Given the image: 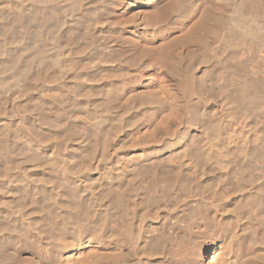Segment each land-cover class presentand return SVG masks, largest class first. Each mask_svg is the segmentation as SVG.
I'll list each match as a JSON object with an SVG mask.
<instances>
[{"label":"rangeland","instance_id":"obj_1","mask_svg":"<svg viewBox=\"0 0 264 264\" xmlns=\"http://www.w3.org/2000/svg\"><path fill=\"white\" fill-rule=\"evenodd\" d=\"M175 1L0 0V146L8 149L0 148V264H245L255 249L253 261L264 264V34L253 23L264 0L247 16L256 33L246 39L228 23L212 40L214 52L195 70L206 88L192 95L161 72V51L175 49L171 40L190 33L212 0H192L199 13L172 31L152 27L157 8ZM239 1L213 4L236 22ZM142 59L152 67L129 66ZM244 84L262 89L236 101L232 92ZM157 158L178 178L146 183ZM136 168H145L143 181L131 180ZM124 177L134 183L124 195L109 191ZM207 214L235 236L230 254Z\"/></svg>","mask_w":264,"mask_h":264},{"label":"bare ground","instance_id":"obj_2","mask_svg":"<svg viewBox=\"0 0 264 264\" xmlns=\"http://www.w3.org/2000/svg\"><path fill=\"white\" fill-rule=\"evenodd\" d=\"M72 1V0H71ZM175 1V0H174ZM196 1V0H195ZM215 1V0H214ZM222 1V0H221ZM223 1H225V0H223ZM227 1V0H226ZM243 1V0H242ZM257 1H259V0H257ZM256 0H248V2L247 1H245L244 0V3H246V4H244L243 2H242V4L243 5H241V2H240V4L239 5H241L240 7H238L237 9H236V14H238V16H237V18L236 19H238L236 22H235V17L234 18H232L229 22L228 21H226L225 19H224V16H225V14L224 13H222V12H224V10L222 11V12H219L220 11V9H219V11H218V9H216V7L214 6V4H213V0H212V2H210L209 3V5L207 6L206 5V7H205V9H204V11H202V15L197 19V21L195 22V23H193V25H192V30H191V32L190 33H188L187 32V34L186 35H184V37L183 38H179V39H172L171 41H175V42H177V45H176V48L175 49H173L171 46H169V45H167V46H165L166 47V49H164L163 48V50L164 51H161V52H164V54L163 55H165V58H164V62H163V64H162V66L160 67L161 69H162V71L161 72H164V74L166 75V76H168V77H171V78H173V76H178L179 78H178V81H179V85H182L184 88H183V90L185 89L187 92H194V91H196V90H201L202 91V93L204 92V90H205V88L204 87H201L200 86V83H201V81H200V79L199 78H197L196 77V73H195V70H197V65H198V62H199V60L200 59H205L207 56H208V53L209 52H214V51H212V49H211V47H210V43L212 42V40H214V39H216L217 37L219 38L220 37V35L222 34L223 35V33H221V30L223 29V27L225 26V25H227L228 23H232L233 24V26H237V28H240L241 30L240 31H243V34H244V37L247 35V36H249V34H252V33H256V30L254 31L253 30V28H251V27H249V25L247 26V24H246V22H247V16H249L250 14H252V15H254V13H256V8H255V2H257ZM261 1V0H260ZM3 2V1H2ZM6 2V1H5ZM8 2V1H7ZM75 2V1H74ZM82 2V1H81ZM171 2H173V1H171ZM208 2H209V0H208ZM10 3V2H9ZM19 3V2H18ZM21 3H23L22 1H21ZM76 3V2H75ZM79 4H80V2H78ZM197 3V2H196ZM205 3H206V1H205ZM260 3H263L262 1L260 2ZM78 4V5H79ZM22 5V4H21ZM20 5V6H21ZM77 5V6H78ZM81 5V4H80ZM190 5H192L191 7H190ZM258 6H259V3L257 4ZM1 6V5H0ZM201 6H203V5H201ZM261 6V5H260ZM221 7V6H220ZM231 7H233V6H231ZM262 8H264V6L262 5L261 6ZM12 8V7H11ZM20 8V7H19ZM189 8V9H188ZM218 8H219V6H218ZM223 8V7H222ZM259 8V7H258ZM261 8V9H262ZM16 9V8H15ZM199 9H200V6H197V7H195L193 4H192V0H177V1H175L173 4H171V6H169L168 5V3H163L161 6H159L158 8H157V12H158V16H157V18H156V20H154V22L152 21V23L150 24V25H152V27H154L155 29H158L159 27H165L166 29L165 30H167V32H169V31H172L177 25H179V24H181L182 25V23H183V18L184 17H186L187 15H191V16H196L198 13H199ZM260 9V8H259ZM258 9V10H259ZM9 10H11V9H9ZM18 10H21V8L20 9H18ZM14 11V10H13ZM16 11V10H15ZM18 12V11H17ZM21 12V11H20ZM201 12V11H200ZM258 12V11H257ZM14 13V12H13ZM19 13V12H18ZM262 14H260V17L258 16V18H257V16H255V18L257 19H255L256 21L255 22H253V23H257L258 22V25L257 26H259L260 25V27H258V29L260 30V34H264V13L263 12H261ZM17 14V13H16ZM201 14V13H200ZM257 14V13H256ZM189 15V16H190ZM228 16V15H227ZM13 17H15V16H13ZM226 17V16H225ZM193 18V17H192ZM230 18H231V16H230ZM254 17H252V19H253ZM185 19V18H184ZM227 19V18H226ZM251 19V20H252ZM195 20V19H194ZM250 20V21H251ZM16 21V20H15ZM18 21V20H17ZM232 21V22H231ZM253 21H254V19H253ZM240 22V23H239ZM100 24H102L103 25V23H100ZM192 24V23H191ZM229 25V24H228ZM256 25V24H255ZM188 26V25H187ZM253 26V25H252ZM89 27V26H88ZM183 27V26H182ZM10 28V27H9ZM225 28V27H224ZM234 28H236V27H234ZM236 28V29H237ZM176 29V28H175ZM180 29V28H179ZM257 29V28H256ZM257 29V30H258ZM12 30H13V28H12ZM76 30V29H75ZM8 31H10V30H8ZM77 31V30H76ZM80 31V30H79ZM239 31V30H238ZM87 32V31H86ZM230 33V32H229ZM229 33H227V34H229ZM234 33V32H233ZM236 33V32H235ZM239 33V32H238ZM242 33V32H241ZM258 33V32H257ZM170 34V33H169ZM226 34V33H225ZM237 34V33H236ZM260 34L257 36V37H259L260 36ZM75 35V34H74ZM78 35V34H77ZM80 36H81V34H79ZM93 35V34H92ZM238 35V34H237ZM69 36V35H68ZM246 36V37H247ZM251 36V35H250ZM254 36L256 37V35L254 34ZM254 36H253V38H254ZM262 36H264V35H262ZM71 37V36H70ZM69 37V38H70ZM73 37V36H72ZM71 37V38H72ZM82 37V36H81ZM222 37V36H221ZM220 37V38H221ZM238 37V36H237ZM241 37V36H240ZM239 37V39H241ZM243 37V38H244ZM245 37V38H246ZM69 38H67V39H69ZM70 38V39H71ZM74 38V37H73ZM77 38V37H76ZM223 38V37H222ZM250 38V37H249ZM260 38H261V36H260ZM264 38V37H263ZM65 39V38H64ZM69 39V40H70ZM79 39V38H78ZM231 39H233V38H231ZM247 39V38H246ZM96 39H94V41H95ZM225 40H227V39H225ZM236 40V39H235ZM71 41V40H70ZM220 41V40H219ZM264 41V40H263ZM216 42V41H215ZM218 42V41H217ZM223 42H224V40H223ZM247 42V41H246ZM262 42V41H261ZM68 43V42H67ZM220 43V42H219ZM218 43V44H219ZM226 43V42H225ZM234 43V42H233ZM64 44V43H63ZM70 44V43H69ZM73 44V43H72ZM174 44V43H173ZM217 44V43H216ZM236 44V43H235ZM238 44H240V43H238ZM241 44H242V42H241ZM66 45V44H65ZM223 45V44H222ZM227 45V44H226ZM246 45V44H245ZM249 45V44H248ZM255 45V44H254ZM257 45V44H256ZM61 46V45H60ZM69 46V45H68ZM224 46V45H223ZM236 46V45H235ZM240 46V45H239ZM238 46V47H239ZM250 46H251V44H250ZM164 47V46H163ZM226 47V46H225ZM242 47V46H241ZM245 47V46H244ZM253 47V46H252ZM40 48V47H39ZM63 48V47H62ZM61 48V49H62ZM228 48V47H227ZM249 48V47H248ZM228 49H230V48H228ZM264 49V48H263ZM40 50V49H39ZM226 50V49H225ZM218 51V50H217ZM224 51V50H223ZM229 51H231V50H229ZM264 51V50H263ZM38 52V51H37ZM43 52V51H42ZM232 52V51H231ZM237 52H238V50H237ZM240 52V51H239ZM42 54V53H41ZM235 54V53H234ZM238 54V53H237ZM39 56H41L40 54H38ZM241 55V54H240ZM243 55V54H242ZM239 56V55H238ZM209 57V56H208ZM42 58V57H41ZM212 58V57H211ZM237 58H239V57H237ZM18 59V58H17ZM21 59V58H20ZM40 59V58H39ZM214 59V58H213ZM240 59V58H239ZM19 60V59H18ZM42 60H43V58H42ZM15 61H17V60H15ZM29 61V60H28ZM36 61V60H35ZM44 61V60H43ZM52 61H53V59H52ZM56 61V60H55ZM128 61V60H127ZM61 62V61H60ZM126 62V61H125ZM248 62V61H247ZM255 62V61H254ZM27 63V62H26ZM45 63V62H44ZM43 63V64H44ZM48 63V62H47ZM46 63V64H47ZM50 63V62H49ZM63 63V62H62ZM212 63V62H211ZM257 63V62H256ZM30 64V63H29ZM42 64V63H41ZM59 64V63H58ZM65 64V63H64ZM67 64V63H66ZM208 64V63H207ZM250 64H253V63H250ZM40 65V64H39ZM128 65V64H127ZM218 65V64H217ZM258 65V64H257ZM20 66V65H19ZM42 66V65H41ZM45 66V65H44ZM51 66V65H50ZM129 66L132 68V69H134V70H146V69H150L151 67H152V64L151 63H148L147 61H144L143 59L142 60H140V61H134V62H132L131 60H129ZM199 66V65H198ZM211 66V65H210ZM253 66V65H252ZM65 67V66H64ZM137 67V68H136ZM212 67V66H211ZM255 67V66H254ZM48 68H49V65H48ZM60 68V67H59ZM61 68H63V67H61ZM136 68V69H135ZM159 68V69H160ZM210 68V67H209ZM208 68V69H209ZM18 69V68H17ZM16 69V70H17ZM25 69V68H24ZM23 69V70H24ZM40 69V68H39ZM39 69H38V71H39ZM44 69H45V67H44ZM131 69V70H132ZM156 69V68H155ZM216 69V68H215ZM247 69V68H246ZM23 70H22V72H23ZM37 70V69H36ZM43 70V69H42ZM46 70V69H45ZM210 70V69H209ZM209 70H208V73H210L209 72ZM212 70V69H211ZM252 70V69H251ZM226 71V70H225ZM26 72V71H25ZM223 73V72H222ZM27 74V73H26ZM25 74V75H26ZM36 74V73H35ZM39 74V73H38ZM209 75V74H208ZM213 75V74H212ZM17 76V75H16ZM22 74L20 75V77L18 78V80H19V82H21L22 84H26V81H27V79H25L24 78V76H22ZM112 76V75H111ZM220 76V75H219ZM28 77H29V75H28ZM39 77V76H38ZM202 77V76H201ZM211 77V76H210ZM213 77V76H212ZM33 78H34V76H33ZM228 78V77H227ZM29 79V78H28ZM31 79V78H30ZM204 79V78H203ZM202 79V80H203ZM219 79H221V78H219ZM239 79V78H238ZM211 80V79H210ZM217 80H218V78H217ZM234 80V79H233ZM177 81V82H178ZM230 81V80H229ZM15 82V81H14ZM19 82H17V83H19ZM222 82V81H221ZM224 82V81H223ZM222 82V83H223ZM234 82V81H233ZM28 83V82H27ZM216 83H218L217 81H216ZM32 84V83H31ZM30 84V85H31ZM225 84V83H224ZM228 84H229V82H228ZM234 85H235V83H233ZM237 84H238V82H237ZM29 85V86H30ZM217 85V84H216ZM221 85V84H220ZM231 85V84H230ZM20 86V85H19ZM22 86V85H21ZM25 85H23V87H24ZM223 86V85H222ZM238 87H239V85H237ZM26 87V86H25ZM224 87V86H223ZM251 87V88H250ZM17 88V87H16ZM209 88V85H208V87H207V89ZM210 88H212L211 86H210ZM209 88V89H210ZM262 89V88H261ZM260 89V87H259V85L258 84H256V85H247V84H244V86H241V87H239L235 92H232V95H233V97H234V99L236 100V101H243V100H246V101H251V99H249V97H250V95H251V93H252V91H254V90H261ZM211 90H213V89H211ZM208 91V90H207ZM223 91H225V89H223ZM189 92V94L188 95H190L191 93ZM217 92V91H216ZM215 92V93H216ZM222 92V91H221ZM201 93V94H202ZM193 94V93H192ZM191 94V95H192ZM197 94H200V93H197ZM200 94V95H201ZM205 94V93H204ZM200 95H198V96H200ZM207 95V94H206ZM225 95H226V93H225ZM259 96V95H258ZM185 97V96H184ZM257 98V97H256ZM263 98V97H262ZM231 99V98H230ZM253 99V98H252ZM161 100V99H160ZM256 100V99H255ZM260 100V99H259ZM175 101V100H174ZM173 101V102H174ZM256 101H258V99L256 100ZM168 102V101H167ZM172 102V101H171ZM186 102V101H185ZM190 102V101H189ZM229 102H230V100H229ZM234 101H232V103H233ZM1 103V102H0ZM133 103V102H132ZM161 103H163V102H160L159 104L157 103V101L155 102V104H158V105H162ZM190 104V103H189ZM240 104H243L244 105V103H240ZM250 104V103H249ZM254 104V103H253ZM129 105V104H128ZM154 105V104H153ZM235 105V104H234ZM233 105V106H234ZM2 106H3V104H2ZM232 106V105H231ZM236 107V106H235ZM127 108V107H126ZM234 108H232V110H233ZM236 109V108H235ZM191 110V109H190ZM195 109L193 108V111H194ZM192 111V110H191ZM259 111H261L260 109H259ZM194 113H196V110H195V112ZM191 114V113H190ZM189 114V115H190ZM197 114V113H196ZM43 115H44V113H43ZM42 115V116H43ZM193 115V114H192ZM41 116V117H42ZM46 116V115H45ZM197 116V115H196ZM202 116V115H201ZM200 116V117H201ZM207 116V115H206ZM54 117V116H53ZM195 117V116H194ZM199 117V115L197 116V118ZM203 117V116H202ZM201 117V118H202ZM209 117V116H208ZM48 118V117H47ZM191 118V117H190ZM189 118V119H190ZM206 118V117H205ZM48 119H50V118H48ZM204 119V118H203ZM203 119H202V121H203ZM43 120H44V118H43ZM56 120V119H55ZM42 121V120H41ZM52 121V120H51ZM195 121V120H194ZM197 121V120H196ZM200 121V120H199ZM53 122V121H52ZM216 122H218V121H216ZM215 122V123H216ZM46 123V122H45ZM49 123V122H48ZM51 123V122H50ZM57 123V122H56ZM212 123V122H211ZM58 124H60V123H58ZM49 125V124H48ZM47 125V126H48ZM63 125V124H62ZM49 126H51V124L49 125ZM48 126V127H49ZM60 126V125H59ZM216 126L218 127V125L216 124ZM215 125L213 126L212 125V127H214L213 129H215V127H216ZM55 127V126H54ZM64 127V126H63ZM53 128V127H52ZM57 128V127H56ZM221 128V127H220ZM216 129H218V128H216ZM216 129L214 130V131H216ZM56 130V129H55ZM227 130V129H226ZM60 131V130H59ZM219 131V130H218ZM46 132V131H45ZM48 132V131H47ZM51 132V131H50ZM217 132V131H216ZM74 134V133H73ZM218 134H220L219 132H217V135ZM71 136V135H70ZM219 136H221V135H219ZM228 138H229V136H227ZM231 137V136H230ZM262 137H263V135H262ZM217 138H219V137H217ZM216 139V138H215ZM221 139V138H220ZM194 140V139H193ZM229 140V139H228ZM192 141V140H191ZM211 141L213 142V140L211 139ZM218 141V140H217ZM194 142V141H193ZM195 142H196V140H195ZM215 142V141H214ZM1 143H3V142H1ZM5 143V142H4ZM4 143H3V146L1 147L0 146V148H2L3 150L1 151V153L3 152V151H5V149H6V151L8 150L7 148H5L4 149V146H6V145H4ZM218 143H219V141H218ZM217 143V144H218ZM190 144H192V143H190ZM2 145V144H1ZM198 145V144H197ZM212 145H213V143H212ZM216 146V145H215ZM224 146V145H223ZM193 147V146H192ZM217 147V146H216ZM219 148V147H218ZM197 149H198V147H197ZM220 149H222V148H220ZM218 150V149H217ZM227 150V149H226ZM229 150V149H228ZM188 151V150H187ZM196 151V150H195ZM221 151V150H220ZM220 151H217V153L219 152V153H221L222 151H224L225 152V150H223L222 149V151L220 152ZM224 152H222V154H221V156L222 155H226V152L228 153V151H226L225 153ZM8 153V152H7ZM201 153V152H200ZM218 153V154H219ZM230 153V152H229ZM264 153V152H263ZM3 154V153H2ZM8 154H10V153H8ZM204 154H205V152H204ZM206 155H208V154H206ZM228 155V154H227ZM232 155H233V153H232ZM236 155V154H235ZM10 156V155H9ZM229 156H231V155H229ZM6 157V156H5ZM223 157V156H222ZM221 157V158H222ZM225 157V156H224ZM239 157V156H238ZM195 158V157H194ZM207 158V157H206ZM210 158V157H209ZM218 158H219V156H218ZM147 159V158H146ZM229 159H230V157H229ZM163 159H161V158H157V159H155V164H154V168L155 169H151L150 167H149V177H148V179H146L145 181H146V183H148V182H151V184H152V182H156L157 183V181L159 180V179H168V180H171V179H173V178H178V175L176 174V172H175V170H172V171H167L166 170V168H164L163 167V164L162 163H164L163 161H162ZM172 160V162H173V159H171ZM170 160V161H171ZM222 160V159H221ZM154 161V160H153ZM170 161H168L167 163H169ZM179 161V160H178ZM147 162V161H146ZM175 162V161H174ZM174 162H173V165H174V167H175V164H174ZM196 164L197 165H201V164H198V163H200V160L199 159H196ZM222 162V161H221ZM230 162V161H229ZM232 162V161H231ZM234 162V161H233ZM141 163V162H140ZM178 163V162H177ZM193 164H195V163H193ZM208 164V163H207ZM156 165V166H155ZM168 165V164H167ZM167 165H164L165 167L167 166ZM169 165H172V164H170L169 163ZM204 165V164H203ZM206 166V165H205ZM138 167V166H137ZM169 167V166H168ZM172 167V166H171ZM178 167V166H177ZM193 167V166H192ZM211 167H213V166H211ZM147 168V167H146ZM164 168V169H163ZM202 168V167H201ZM228 168V167H227ZM143 170L145 169V168H142ZM167 169H169V168H167ZM176 169V168H175ZM178 169V168H177ZM193 169V168H192ZM195 169V168H194ZM143 170H141V169H139V168H136V169H133V170H131L132 172H131V175L132 176H130L131 177V180H138V181H143V177L145 176V172L143 171ZM224 170V169H223ZM124 171V170H123ZM181 171V170H180ZM236 171V170H235ZM147 172V171H146ZM204 172H205V170H204ZM229 172V171H228ZM180 173V172H179ZM182 173V172H181ZM186 173V172H185ZM184 174V173H183ZM242 174V173H241ZM199 175V174H198ZM206 175V174H205ZM243 175V174H242ZM121 176V175H120ZM148 176V175H147ZM231 177V176H230ZM129 178V177H128ZM128 178L126 177V179H125V177L124 178H120V182L118 181H116L117 183H115V182H113V185H114V183H115V186H113V187H108L109 188V191H111V192H113V193H116V192H122V194L124 195V193L126 192V189H127V185H128V182L131 184V183H133V181L132 182H130V181H128ZM133 178V179H132ZM254 178V177H253ZM207 179V178H206ZM235 179V178H234ZM248 180V179H247ZM196 182V181H195ZM112 183V182H111ZM138 183V182H137ZM140 183V182H139ZM243 183V182H242ZM134 184V183H133ZM110 185H112V184H110ZM137 186H138V184H136ZM140 185V184H139ZM143 185V184H142ZM146 185V184H145ZM134 186V185H133ZM150 186V185H149ZM156 186V185H155ZM159 186V185H158ZM161 186V185H160ZM200 186V185H199ZM139 187V186H138ZM252 188V187H251ZM133 190H135V189H133ZM138 190V189H137ZM164 190V189H163ZM188 190V189H187ZM165 191H166V189H165ZM164 191V192H165ZM263 191V190H262ZM132 192V191H131ZM149 192V191H148ZM260 192V191H259ZM264 192V191H263ZM130 193V192H129ZM166 193V192H165ZM135 194H136V192H135ZM155 194V193H154ZM258 194V193H257ZM117 195V194H116ZM116 195H115V197H116ZM121 195V194H120ZM118 196L117 197V199H115V198H113V199H115L116 201H118L119 199H120V197L121 196ZM150 196V195H149ZM148 196V197H149ZM113 197H114V194H113ZM123 197V196H122ZM119 198V199H118ZM125 198V197H124ZM123 198V199H124ZM145 198V197H144ZM254 198V197H253ZM122 199V198H121ZM255 199H257L256 197H255ZM164 200V199H163ZM264 200V199H263ZM120 201V200H119ZM260 201H262L261 199H260ZM250 202V201H249ZM258 202V201H257ZM263 202V201H262ZM118 203V202H117ZM116 203V205H118L119 203H122V202H119L118 204ZM127 203V202H126ZM154 203H155V201H154ZM252 203V202H251ZM258 203H261V202H258ZM114 204H115V202H114ZM113 204V205H114ZM125 203H123V205H124ZM250 204V203H249ZM253 204V203H252ZM255 204H257L256 202H255ZM80 205V204H79ZM155 205V204H154ZM126 206V205H125ZM124 206V207H125ZM260 206V205H259ZM264 205H262V207H263ZM82 207V206H81ZM117 207H121V206H117ZM123 207V206H122ZM123 207V208H124ZM128 207V206H127ZM258 207V206H257ZM73 208H75V206H73ZM79 208V207H78ZM83 208V207H82ZM85 208V207H84ZM83 208V209H84ZM212 208V207H211ZM81 209V208H80ZM125 209V208H124ZM124 209H122V211L124 210ZM245 209V208H244ZM74 210V209H73ZM193 210V209H192ZM196 210V209H195ZM247 210V209H246ZM81 211V210H80ZM83 211V210H82ZM84 211H85V209H84ZM84 211H83V213H84ZM189 211V210H188ZM197 211V210H196ZM245 211V210H244ZM75 212V211H74ZM86 212V211H85ZM191 212V211H190ZM193 212H194V210H193ZM198 212H200V211H198ZM216 212V211H215ZM188 213V212H187ZM78 214V213H77ZM125 214V213H124ZM128 214V213H127ZM205 214V213H204ZM80 215V214H79ZM79 215H77V216H79ZM118 215V214H117ZM195 215V214H194ZM87 216H88V214H87ZM90 216V215H89ZM88 216V217H89ZM198 216H200V215H198ZM205 216V215H204ZM203 216V219H204V221H208V224H213V228L215 227V230H216V232L218 231V233H217V236H218V234H219V238L228 246V245H230V243H232L231 241H232V239H230V238H232V237H235V236H232L231 235V233H228V232H231V231H227L226 230V228H225V224H223V223H217L215 220H213L214 218H212V219H210L209 218V215L207 214V217H204ZM127 217V216H126ZM133 217V216H132ZM197 217V216H196ZM215 217V216H214ZM92 218V217H91ZM136 218V217H135ZM185 218L187 219V217L185 216ZM200 218V217H199ZM202 218V217H201ZM87 219V218H86ZM119 219V218H118ZM134 219V218H133ZM185 219V220H186ZM203 219H202V221H203ZM124 220V219H123ZM183 220V219H182ZM218 220V219H217ZM179 221H181V220H179ZM220 221V220H219ZM218 221V222H219ZM196 222H198V221H196ZM87 223V222H86ZM126 223H127V221H126ZM136 223V222H135ZM187 223V222H186ZM215 223V224H214ZM125 224V223H124ZM128 225V224H127ZM126 225V226H127ZM131 225V224H130ZM186 225V224H185ZM225 225V226H224ZM193 226V225H192ZM129 227V226H128ZM127 227V228H128ZM131 227V226H130ZM221 227H224V228H221ZM227 227V226H226ZM136 228V227H135ZM130 229V228H129ZM133 229V228H132ZM177 229H179V227L177 228ZM228 229V228H227ZM180 230V229H179ZM133 231V230H132ZM128 232V231H127ZM124 233V232H123ZM158 233V232H157ZM172 233V232H171ZM206 233V232H205ZM232 233H234V232H232ZM189 234V233H188ZM118 235H120V234H118ZM166 236V235H165ZM184 236V235H183ZM190 236V235H189ZM232 236V237H231ZM127 237V236H126ZM125 237V238H126ZM162 236H159V238H161ZM122 239V244H121V248L123 249V256H124V258H123V260H124V262L128 259V257H129V255H130V251L128 250V248L126 247L127 246V240L128 239ZM163 238V237H162ZM97 239V238H96ZM234 239V238H233ZM98 240V239H97ZM148 240V239H147ZM162 240V239H161ZM99 241V240H98ZM131 241V240H130ZM133 241H135V240H133ZM137 241V240H136ZM151 241V240H150ZM157 241H158V239H157ZM163 241V240H162ZM254 241H255V244L258 246V241L256 240V239H254ZM100 242V241H99ZM157 243V242H156ZM188 243V242H187ZM83 244V243H82ZM158 244V243H157ZM145 245V244H144ZM159 246L161 245V244H158ZM162 245H164V244H162ZM161 245V246H162ZM169 245V244H168ZM225 245V246H226ZM142 246V245H141ZM150 246H152V245H150ZM17 247V246H16ZM153 247V246H152ZM158 247V246H157ZM248 247V246H247ZM254 247H256V246H254ZM133 248V247H132ZM144 248V247H143ZM151 248V247H150ZM149 248V249H150ZM226 248V247H225ZM228 249H229V251H226L228 254H230L231 252H233V251H231L232 249L230 248V246H228L227 247ZM242 248H243V246H242ZM246 248V247H245ZM18 249H20V248H18ZM152 249V248H151ZM154 249V248H153ZM161 249V248H160ZM163 249V248H162ZM244 249V248H243ZM16 250V249H15ZM156 250V249H155ZM187 250V249H186ZM223 250V249H222ZM225 250H227V249H225ZM252 250H253V248H252ZM160 251V250H159ZM172 251V250H171ZM176 251V250H175ZM257 252V250L255 249L254 250V252L249 256V258H248V256H247V261L246 262H244L245 264H255L257 261H253V257H255L256 258V255L255 256H253V254H255L256 252ZM158 252V251H157ZM102 253V252H101ZM111 253V252H110ZM117 253V252H116ZM172 253H173V251H172ZM175 253V252H174ZM194 253V252H193ZM197 253V252H196ZM227 253H223L222 255L224 256V255H227ZM258 253V252H257ZM12 254V253H11ZM10 254V255H11ZM14 254V253H13ZM107 254V253H106ZM133 254V253H132ZM144 254V253H143ZM182 254H184V253H182ZM249 254H250V252H249ZM15 255V254H14ZM20 255V254H19ZM260 255V254H259ZM12 256V258H13V255H11ZM10 256V257H11ZM107 256V255H106ZM112 257H113V255H111ZM118 256V255H117ZM120 256V255H119ZM131 256V255H130ZM133 256V255H132ZM176 256V255H175ZM177 256H178V254H177ZM176 256V257H177ZM184 256V255H183ZM190 256V255H189ZM192 256V255H191ZM217 256V255H216ZM258 256V255H257ZM103 257V256H102ZM193 257V256H192ZM225 257V256H224ZM227 257H229L228 255H227ZM231 257V256H230ZM260 257V256H259ZM8 258V257H7ZM118 258V257H117ZM121 258H122V255H121ZM14 259V258H13ZM90 259V258H89ZM102 259V258H101ZM100 259V257L97 259L96 258V260L95 261H93V264H101L103 261ZM109 259V258H108ZM111 259V258H110ZM129 259H130V257H129ZM172 259V258H171ZM261 259V258H260ZM17 260V259H16ZM105 260H107V257H106V259ZM120 260V259H119ZM149 260V259H148ZM182 260V259H181ZM187 260V259H186ZM244 260V259H243ZM18 261H19V259H18ZM111 261V260H110ZM189 261V260H188ZM188 261H187V263H188ZM195 261V260H194ZM194 261H190L188 264H197V263H195ZM121 262V261H120ZM137 262V261H136ZM259 262V261H258ZM131 263V262H130ZM179 263V262H178ZM215 263V262H214ZM87 264V263H86ZM105 264H107V263H105ZM112 264V263H111ZM115 264H117V263H115ZM121 264V263H120ZM219 264H232V262L229 260V259H220V262H219Z\"/></svg>","mask_w":264,"mask_h":264}]
</instances>
